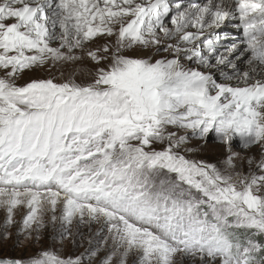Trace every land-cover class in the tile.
<instances>
[{
	"label": "snow or ice",
	"instance_id": "snow-or-ice-1",
	"mask_svg": "<svg viewBox=\"0 0 264 264\" xmlns=\"http://www.w3.org/2000/svg\"><path fill=\"white\" fill-rule=\"evenodd\" d=\"M0 210V244L107 230L0 264H264V0H0Z\"/></svg>",
	"mask_w": 264,
	"mask_h": 264
},
{
	"label": "rangeland",
	"instance_id": "rangeland-1",
	"mask_svg": "<svg viewBox=\"0 0 264 264\" xmlns=\"http://www.w3.org/2000/svg\"><path fill=\"white\" fill-rule=\"evenodd\" d=\"M221 34V33H220ZM222 40V41H221ZM217 44V48L219 51L223 52L225 47L230 45L232 42L226 39V42H223V38ZM223 42V43H220ZM81 68L90 67L89 64L84 63L80 65ZM67 72V70H66ZM49 75L58 76L57 72L48 71H35L32 73H27L24 77L27 80L29 77L31 78H47ZM82 77H78L81 79ZM23 83L24 81H19ZM234 151L240 152L241 155L245 154V150L239 147L238 142L234 144ZM254 151V150H253ZM198 158L205 159L211 163H217L218 161H222L224 159V149L222 146L217 145L214 141H209L207 145L203 147V149L199 152ZM245 171L247 170V164L244 165ZM19 218V216L17 217ZM3 219V212L0 210V222ZM59 225H56L55 228L52 225H49L46 230H44L41 241L39 244H34L31 246H25L23 243L15 244L13 240H9L7 243L0 244V255L10 256V257H30L35 253L37 249H53L59 252L62 255H78L80 253L85 252L86 249L90 247L89 241H92L91 247L95 248L97 244L103 240L104 236L107 235V230L103 229L101 231L100 225L96 223H92L90 226L88 224L79 225L78 232L76 226H73V232L76 233L75 236V246L72 244V239L68 238L65 240H60L58 236ZM185 264H188L185 261Z\"/></svg>",
	"mask_w": 264,
	"mask_h": 264
},
{
	"label": "bare ground",
	"instance_id": "bare-ground-1",
	"mask_svg": "<svg viewBox=\"0 0 264 264\" xmlns=\"http://www.w3.org/2000/svg\"><path fill=\"white\" fill-rule=\"evenodd\" d=\"M237 22L238 21H233L232 23H237ZM218 31L221 33V38H223V42H226V39L232 42L233 39H238L242 36V32L232 27L231 23L227 24L226 26H222L221 29H219ZM225 33H227V38H224Z\"/></svg>",
	"mask_w": 264,
	"mask_h": 264
}]
</instances>
